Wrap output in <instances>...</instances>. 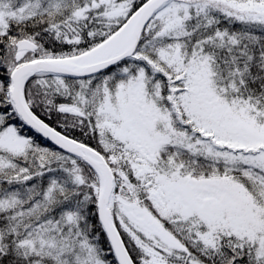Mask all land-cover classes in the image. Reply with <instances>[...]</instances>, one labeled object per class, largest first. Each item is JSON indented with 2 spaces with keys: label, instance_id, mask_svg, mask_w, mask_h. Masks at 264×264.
Instances as JSON below:
<instances>
[{
  "label": "snow or ice",
  "instance_id": "6c2138e0",
  "mask_svg": "<svg viewBox=\"0 0 264 264\" xmlns=\"http://www.w3.org/2000/svg\"><path fill=\"white\" fill-rule=\"evenodd\" d=\"M0 264H264V0H0Z\"/></svg>",
  "mask_w": 264,
  "mask_h": 264
}]
</instances>
